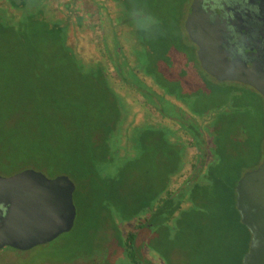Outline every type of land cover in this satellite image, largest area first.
<instances>
[{"label":"trees","instance_id":"obj_1","mask_svg":"<svg viewBox=\"0 0 264 264\" xmlns=\"http://www.w3.org/2000/svg\"><path fill=\"white\" fill-rule=\"evenodd\" d=\"M0 1V45L5 58L10 54L16 60L13 67H19V76L12 75L13 83L27 78L45 83L33 101L35 113L31 117L36 130L28 125L29 114L20 112L19 124L25 125V130L10 144L11 152L20 153L23 164L32 155L44 158V148H33L27 137L37 133L42 140L44 130L48 126L60 128L68 112L76 124V147L80 149L74 158L81 176L69 178L75 182L77 214L89 212L76 249L93 251L91 236L105 233L114 209V217L130 222L124 235L108 223L123 257L128 254L127 264H155L154 259L173 264L178 252L163 243L174 245L187 236L191 243L196 241L194 264H242L250 233L235 207V187L244 159L224 157L219 149L203 173L192 174L173 188L187 162L188 146L202 150L204 144L202 132L180 120L172 100L202 117L215 106H223L229 96L215 85L207 92L186 91L194 82L169 80L173 76L166 71L174 73L184 62L200 70L183 30L191 0H109V8L96 2L98 60L82 57L73 41L76 37L87 39L94 29L85 9L71 15L66 5H54L53 0ZM199 76L203 78L201 70ZM65 79L76 83L77 91H63L59 84ZM51 87L52 94L46 93ZM83 89L88 90L86 97L78 94ZM129 96L136 97L130 100ZM83 99L89 103L86 114ZM140 100L163 122L156 125L144 118L138 120L139 108L144 109L135 106L137 102L142 106ZM180 122L181 132L175 129ZM223 132H218L215 143L225 140L227 131ZM6 133L0 128V144ZM189 139L192 143H186ZM131 147L140 151L143 182L136 174H123ZM114 159L121 164L110 176ZM10 160L0 154V162L9 164ZM41 167L50 173L56 170L46 164ZM121 192L128 194L129 201L121 202ZM145 248L150 253H143Z\"/></svg>","mask_w":264,"mask_h":264},{"label":"rangeland","instance_id":"obj_2","mask_svg":"<svg viewBox=\"0 0 264 264\" xmlns=\"http://www.w3.org/2000/svg\"><path fill=\"white\" fill-rule=\"evenodd\" d=\"M53 2L55 3L54 5L67 4L68 9H70L71 15L74 14L75 11L81 9H85L89 13L88 21L90 25L94 28L93 31H90L88 33L87 39L81 40L80 38L76 37L73 41L82 57L98 60L101 55V51H99V48L97 47L100 41V29L97 25L98 14L96 11L95 3L104 2L109 8V0H53ZM1 41L2 40L0 36V44ZM4 52L5 50L0 45V128L2 131H7V138L1 141L2 150L0 149V154L3 152V156L11 160L9 164L0 162V175L3 177H7L18 173V171L24 168L25 170L31 169L39 171L50 179L59 176L57 173H65L66 176L70 178L75 176H81V171L78 168V165H76L77 161L75 160L76 155H78L79 153L78 149H80H77L76 147V144L78 145L79 143V140H77L76 138V134L78 132L76 124L73 122L70 112H68L67 115L62 118L63 121H61V123H63L60 128H51L48 126V128L44 130L45 134L44 136H42V140H39V138H37V133L33 137H27V140L29 139L28 144L31 146L33 145V148H44V158H42L41 155H32L30 161L27 164H23L21 161L22 159H20V153H16L15 155V150L11 152L10 144L16 142L21 132L25 130V125L19 124L22 120L18 119V115L20 114V112H26L29 114L30 117L34 115L35 103H33V101H35L34 99L38 97L37 94L40 92L41 89V92H43L45 83L43 84L36 82L33 78H27L24 81H16L15 83H13L12 75L19 76V67H13V64H16V60L11 59L10 54L5 58ZM185 61L187 63L189 62L187 58L185 59ZM180 67L182 68H179V70L175 71L174 73L168 71L166 72L170 76H173L169 80H179L184 82L191 80L188 82H194V85L192 86H184L186 91L199 89L203 92H207L210 85H218L215 81H213L207 76H204V79L200 77V70L198 71L196 70V68L194 69L193 64L190 66L189 63L186 64L184 62L183 65ZM191 68L193 72L191 71ZM5 69L7 70L5 71ZM185 84L186 83H184V85ZM59 86L62 88L63 91H77L76 83L70 80L67 81L65 79L62 84H59ZM237 86L238 85H235L234 89L237 88ZM239 89H242L239 90V92H246L243 91L244 89L240 86ZM58 90L60 91V88H58ZM52 91L53 87L47 89L46 93L52 94ZM86 92H88V90L83 89L80 90L78 94L79 96L86 97ZM204 95H206V93ZM130 97L131 96H129V98ZM135 97L132 98L134 99ZM132 98H130V100ZM236 98H238V100L240 101V104L237 105V110L239 111H235V113L229 118L231 120V125L227 129L226 138L229 140L238 139L240 143L242 142V144H245L244 151L246 152L247 156H249V154H252L255 147L258 148L255 144L256 140L260 148V154L258 155V157L255 156V158L249 159L250 162L249 160L244 161L245 164L243 166H239L240 168L238 174L242 177L244 175V171L246 172L252 170L253 167L259 164V159H261V149L263 148L264 142V110L262 109L263 102L256 94H253L252 101L247 100V98L244 97L242 94H240L238 97L236 96ZM83 101H85V103L82 108V111L84 114H86L88 113L87 106L89 103L86 101V99H83ZM136 104V108L144 107L143 100H140V104L142 106H140L138 102ZM210 113L216 115L215 111H212V109ZM137 119H143L144 121L148 120L152 123H159L161 121L156 115V113L148 106L146 108L144 107V109L139 108V114ZM32 120L33 117H31V120H27L28 125L35 129L34 125L32 124ZM1 138L3 137L1 136ZM139 152L137 150L133 151L132 147L131 149L129 148V156L125 158V162H123V174H136L137 179L140 182H143L144 170L142 171V169H140V166L142 167L143 162L141 156L139 155ZM189 152L190 154H193L194 150L192 149ZM45 156L48 158L47 160L45 159ZM136 161L138 162L136 163ZM42 164H46L48 168L54 167L56 168V170L53 173L45 171L41 167ZM119 164H121L119 163V161L115 159L113 160L111 168L112 172L111 174L108 173L110 176H112L114 172L116 173ZM149 164L150 166H155V164H151L150 161ZM157 165L158 164L156 163L155 167H157ZM188 169L189 165L186 166L185 171L187 172ZM190 175L191 174H182L181 177L178 178L177 181L173 184V188L176 189L179 185H181L184 180L190 177ZM145 181H148L147 177H145ZM120 194V200L122 203L129 201L128 194L126 192H121ZM74 205L77 211V203ZM113 211L114 209H112V212L110 213L111 221H109L108 223H110L113 227L116 226L121 231V234L124 235L127 231L130 230V222L127 223L125 220L121 221L116 217V215L114 217ZM88 214L89 212L82 210L80 214H77V221L71 233L63 235L62 237L58 238L57 240L51 242L46 246H41L30 250V252L26 253V255L24 256L22 255L21 257H14V255L11 256L9 254V251H0V264H74L77 260L76 258H78L79 256V251L76 248L82 242L81 234L83 233L85 224H87L86 222L89 216ZM108 223H106L107 228H110L111 225ZM184 233L188 232L185 231ZM185 238L186 239L182 240V242H178L176 244L174 242V245L163 243L165 246L168 245L172 249L175 248V250L178 252L177 258H175L173 264H194V247L196 246V241L193 244V242L191 243L190 240L187 239L188 236ZM161 248L163 250L165 249L163 245L161 246ZM142 252L150 253L147 251V248L143 249ZM219 253L224 252L219 251ZM210 260H212L213 262V258H210ZM154 263L162 264L160 261L158 262L157 259H154Z\"/></svg>","mask_w":264,"mask_h":264},{"label":"water","instance_id":"obj_3","mask_svg":"<svg viewBox=\"0 0 264 264\" xmlns=\"http://www.w3.org/2000/svg\"><path fill=\"white\" fill-rule=\"evenodd\" d=\"M184 26L198 47L197 59L206 73L219 82L250 86L264 97V81L253 66L227 60L219 31L209 26L201 0H192ZM74 192L75 184L66 175L50 179L31 169L0 175V250L26 251L70 232L76 218ZM235 194L236 210L250 233L242 264H264V160L238 180Z\"/></svg>","mask_w":264,"mask_h":264},{"label":"flooded vegetation","instance_id":"obj_4","mask_svg":"<svg viewBox=\"0 0 264 264\" xmlns=\"http://www.w3.org/2000/svg\"><path fill=\"white\" fill-rule=\"evenodd\" d=\"M201 1H202V8L208 16L209 26L213 30H215V32L217 30L219 31L218 37L220 36L221 39V48L223 49L225 55L227 56V60L228 61L238 60L240 62L246 63L247 66L249 67L253 66L259 79L264 81V0H201ZM64 5L67 6V4ZM186 17H187V13L185 16V20ZM185 20L183 22L184 34L186 36L189 46L194 51L197 64L201 70L203 77L207 76L213 81H215L218 84L216 86L219 87L221 90H224V92H227L229 96L226 97L227 101L225 104H223V106L214 107L212 111H215L216 115H213L212 113H210L211 111H209V112H205L202 117H197L193 115L191 111L182 103L175 102L174 100H172L173 104L178 109L177 111L180 113V120L183 122L188 121L189 123H192L200 130V132H202V140L204 144L202 150H197L195 145L188 146V148L185 151L187 162L184 165V168L180 174L192 175L197 173H203L207 165L213 160V158L216 155H218L217 151L219 149L222 152L221 155H223L224 157L238 158L240 160L244 159V161H248L249 159L255 158V156L258 157V155L260 154V148H259V144L257 143V140L255 141V144L257 145L258 148L255 147L252 154H249V156H247L246 152L244 151L245 144H242V142L240 143L238 139L229 140L227 138H224L225 140H221L220 143L217 144L215 143L216 140L215 137L218 135V132L227 131V129L231 125L230 124L231 120L229 119L230 116L233 115L235 111L236 112L239 111L237 110L238 107L237 105L240 104V101L238 100V98H236V96L238 97L240 94H242L244 97L247 98V100L252 101L253 94H256L263 102L262 103L263 110H264V97L250 86L243 85L236 81L219 82L215 78L211 77L208 73H206L201 68L200 63L197 59L198 47L190 40L188 33L185 30V26H184ZM214 35L217 34L214 33ZM235 85H238L237 88H235L236 90L234 89ZM239 86L244 89L243 91L246 92H239V90H242L239 89ZM156 115L161 120L159 123L163 122L162 121L163 119L158 115V113H156ZM159 123H153V124L157 125ZM180 124L181 122L176 123L175 129H178L181 132ZM186 143H192V140L189 139L187 140ZM192 149L194 150V152L193 154H190L189 151ZM261 151H262V155H261V159H259V164L253 167V169L250 171H246V172L244 171L245 173L243 172V174L257 170L258 167L262 164L264 160V142ZM187 165H189V169L186 172L185 168ZM196 169L198 170V172ZM75 191H76V187H75ZM73 202H74V194H73ZM235 207H236V202H235ZM76 217H77V211H76ZM75 224H76V218L72 230L74 229ZM105 230L106 231L103 235L96 233L93 236H91L93 242L92 246H94L92 252L90 253L85 252L83 249L78 250L79 256L75 264H127L128 254H125L123 257L122 255L123 251L116 244L115 235L113 234L111 228L106 227ZM63 235H60L58 238L62 237ZM58 238H56L55 240H57ZM55 240H53L52 242H54ZM50 243L39 245L26 251L14 249L11 247H4L0 251L6 250L10 252L9 254L11 256L14 255V257H21L22 255L24 256L26 255V253L30 252V250H33L37 247L46 246Z\"/></svg>","mask_w":264,"mask_h":264}]
</instances>
